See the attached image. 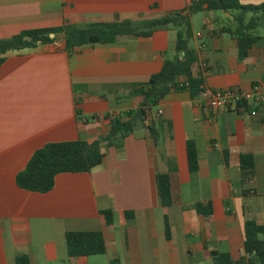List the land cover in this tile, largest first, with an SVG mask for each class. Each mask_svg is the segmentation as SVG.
<instances>
[{"label": "crops", "instance_id": "0c3cea01", "mask_svg": "<svg viewBox=\"0 0 264 264\" xmlns=\"http://www.w3.org/2000/svg\"><path fill=\"white\" fill-rule=\"evenodd\" d=\"M190 1L0 0V40L63 25L129 21L139 26ZM262 2L239 0L243 6ZM219 13H199L214 25L197 32L191 17V45L205 64L207 88L259 85L264 91V45L239 60L236 42L218 31L228 23V15ZM175 35L168 30L149 39L121 37L71 54L45 47L8 54L0 66V264H15L20 254L32 264H214L212 253L228 254L233 264L248 263L244 223L264 225V104L212 114L206 94L193 100L188 92L171 93L131 135L104 146L102 164L89 173L59 174L46 194L15 184L16 174L44 145L99 138L109 129L105 117L135 110L130 85L146 83L164 59L176 55ZM147 126L158 131L157 144ZM187 141L197 150L195 173L188 170ZM240 154L255 162V175L244 187ZM157 174L172 180L174 202L165 208L156 193ZM196 204L207 209L197 212ZM105 210L114 214L111 225L99 215ZM70 231L101 232L105 254L68 258L65 233Z\"/></svg>", "mask_w": 264, "mask_h": 264}, {"label": "trees", "instance_id": "16d2710c", "mask_svg": "<svg viewBox=\"0 0 264 264\" xmlns=\"http://www.w3.org/2000/svg\"><path fill=\"white\" fill-rule=\"evenodd\" d=\"M202 12H221L228 15V23L218 31L236 42L239 60L246 59L254 47L264 45V37L258 33L259 30L264 31V0L259 6H243L239 0H191L182 10L149 19L139 26L129 21L96 23L83 27L63 25L25 30L11 38L0 40L1 66L11 52L45 47L53 42H62L64 52L71 54L84 46L113 44L121 37L149 39L156 32L168 30H174L176 34V55L172 59H164L160 71L151 75L146 83L130 85V96L137 99L135 110L105 117L109 129L104 136L48 143L36 150L25 168L16 174V186L27 192L46 194L53 189L57 175L85 174L101 165L104 158L103 147L131 135L135 127L144 124L152 109L168 94L188 92L193 100L202 96L207 88L201 72L205 66L199 62L198 51L191 45L194 38L191 17ZM213 25L214 21L203 20L201 28L206 29ZM180 54L182 57H179ZM240 109L247 111L249 106L244 103L239 106L238 110ZM147 130L157 144L158 131L152 126H147ZM186 157L189 172L195 173L198 169V154L193 141L186 143ZM238 164L239 180L244 187L250 184L255 175L254 158L250 154H240ZM155 186L160 205L164 208L170 206L174 202L171 177L157 174ZM246 192L248 191H243ZM194 208L197 212L207 209L202 204H196ZM207 212L210 209L203 213ZM99 215L106 225L113 223L114 214L111 211H100ZM125 217L132 218V213L126 212ZM163 230L165 238L169 239L167 217L163 219ZM243 234L247 264H264V225L248 220L244 223ZM65 247L68 258L99 256L106 252L105 242L99 231L66 232ZM211 256L214 264H233L228 254L212 253ZM15 264L32 263L28 256L20 254L15 257Z\"/></svg>", "mask_w": 264, "mask_h": 264}, {"label": "built area", "instance_id": "2783aa9c", "mask_svg": "<svg viewBox=\"0 0 264 264\" xmlns=\"http://www.w3.org/2000/svg\"><path fill=\"white\" fill-rule=\"evenodd\" d=\"M45 48L52 52H64L62 42H53L45 46ZM200 48L198 46L197 49ZM204 94L207 95L206 106L212 114H216L220 110H238L239 106L244 103L248 106H260L264 104V91L259 85H253L249 90L229 87L211 91L206 88ZM157 116H160V112L157 113Z\"/></svg>", "mask_w": 264, "mask_h": 264}, {"label": "rangeland", "instance_id": "374dc122", "mask_svg": "<svg viewBox=\"0 0 264 264\" xmlns=\"http://www.w3.org/2000/svg\"><path fill=\"white\" fill-rule=\"evenodd\" d=\"M220 15L219 12H216ZM192 22H193V27L195 32H197L198 30H200L201 28V24H202V15L201 14H196L192 16ZM260 35H262L264 33V31L259 30L258 32Z\"/></svg>", "mask_w": 264, "mask_h": 264}, {"label": "water", "instance_id": "95a60500", "mask_svg": "<svg viewBox=\"0 0 264 264\" xmlns=\"http://www.w3.org/2000/svg\"><path fill=\"white\" fill-rule=\"evenodd\" d=\"M51 37H53V36L51 35Z\"/></svg>", "mask_w": 264, "mask_h": 264}]
</instances>
